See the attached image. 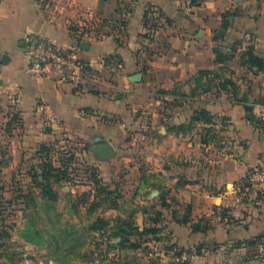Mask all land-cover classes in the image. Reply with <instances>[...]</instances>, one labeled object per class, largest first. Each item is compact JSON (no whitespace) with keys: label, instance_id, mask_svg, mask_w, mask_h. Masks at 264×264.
<instances>
[{"label":"crops","instance_id":"obj_1","mask_svg":"<svg viewBox=\"0 0 264 264\" xmlns=\"http://www.w3.org/2000/svg\"><path fill=\"white\" fill-rule=\"evenodd\" d=\"M193 1L0 0V160L13 161L0 177L42 145L106 143L116 154L101 166L131 197L119 209L133 208L112 210V223L143 231L156 207L184 252H157L154 264H264L242 247L264 235V210L244 198L264 156V73L241 65L248 47L264 57V0ZM31 37L73 51L101 80L77 89L30 75Z\"/></svg>","mask_w":264,"mask_h":264},{"label":"rangeland","instance_id":"obj_2","mask_svg":"<svg viewBox=\"0 0 264 264\" xmlns=\"http://www.w3.org/2000/svg\"><path fill=\"white\" fill-rule=\"evenodd\" d=\"M92 146L90 139L84 143L61 139L50 147L46 161L53 162L64 172V177L60 176L63 179L53 183L58 193L57 202L42 200L40 189L32 183L33 169L40 171L43 165L34 155L20 161L17 166L20 169L16 168L8 180L3 181L0 177L2 264L17 260L26 263L27 255H32L31 264H154L157 263V252H174L177 256L184 253L173 243L172 226H164L162 217L159 225L163 228L156 235H133L126 243H120L121 239L113 236L117 230L112 223V210L130 218L133 208L119 209V204L127 203L131 197L113 190L112 172L101 166L112 158L99 161L91 151ZM12 162L0 160V172ZM3 182H8L10 187L6 189ZM153 185L158 186L157 183ZM149 194L141 193V199L146 200ZM244 198L251 204L254 214L262 213L264 192L252 193L246 188ZM115 203L117 208L113 206ZM172 203L170 201V206L165 208L171 207ZM147 209L151 213L159 211L152 206ZM242 247L248 251V258L264 259V235L243 242ZM187 259L182 258L179 264H186ZM171 262L169 257L165 258V263Z\"/></svg>","mask_w":264,"mask_h":264},{"label":"built area","instance_id":"obj_3","mask_svg":"<svg viewBox=\"0 0 264 264\" xmlns=\"http://www.w3.org/2000/svg\"><path fill=\"white\" fill-rule=\"evenodd\" d=\"M24 54L30 75L53 77L59 83H70L77 89L97 85L101 80L88 70L76 53L60 50L48 38H29ZM246 185L252 193L264 192V156L248 174Z\"/></svg>","mask_w":264,"mask_h":264},{"label":"trees","instance_id":"obj_4","mask_svg":"<svg viewBox=\"0 0 264 264\" xmlns=\"http://www.w3.org/2000/svg\"><path fill=\"white\" fill-rule=\"evenodd\" d=\"M193 4H197V1H193ZM221 58L219 55L218 59ZM86 65V64H85ZM241 65L246 67L247 69L255 72V73H264V57H259L256 55L254 49L252 47H248L246 52L241 56ZM87 66V65H86ZM89 70V69H88ZM208 71L200 72V75H208ZM12 122H19L17 118H13ZM52 144L42 145L39 147L38 151L34 154L35 157H38L40 161L43 162L41 170L38 171L36 168L33 169V173L31 174L32 183L36 185L38 189H40V197L42 200L47 202H57L58 193L53 187V183H57L61 181L64 177V172L56 167L53 162L46 161L48 155L51 151ZM63 176L60 179V176ZM52 178H55L54 181H51ZM97 182V179H96ZM97 197H94V199ZM92 206V205H91ZM114 207H118V204H114ZM191 209L189 208L186 214L183 217V223H187L189 220L188 215H190ZM159 216L161 213H155V218L152 219V224L149 227H145L143 231H140L138 227L135 226V223L132 221H125L121 219H116L113 223H115L116 232L113 234L114 237L120 238V243L130 242V236H139V237H148L150 235H156L161 232V229L158 228L157 224L159 223ZM95 229H99L98 227ZM193 231L198 232L200 228L197 226H193ZM120 245V244H119Z\"/></svg>","mask_w":264,"mask_h":264},{"label":"water","instance_id":"obj_5","mask_svg":"<svg viewBox=\"0 0 264 264\" xmlns=\"http://www.w3.org/2000/svg\"><path fill=\"white\" fill-rule=\"evenodd\" d=\"M82 48H84V43L82 44ZM134 81H137V79L135 78ZM91 151L97 156L99 161H107L113 158L116 154L113 148L106 143H98L97 145H94L91 148Z\"/></svg>","mask_w":264,"mask_h":264}]
</instances>
